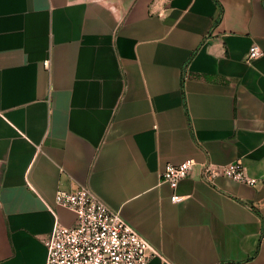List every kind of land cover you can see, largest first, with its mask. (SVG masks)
<instances>
[{
    "label": "crops",
    "instance_id": "0c3cea01",
    "mask_svg": "<svg viewBox=\"0 0 264 264\" xmlns=\"http://www.w3.org/2000/svg\"><path fill=\"white\" fill-rule=\"evenodd\" d=\"M232 162L257 184L203 179ZM82 187L148 264H264V0H0V264H46Z\"/></svg>",
    "mask_w": 264,
    "mask_h": 264
},
{
    "label": "built area",
    "instance_id": "2783aa9c",
    "mask_svg": "<svg viewBox=\"0 0 264 264\" xmlns=\"http://www.w3.org/2000/svg\"><path fill=\"white\" fill-rule=\"evenodd\" d=\"M263 55L262 49L253 44L248 60ZM197 161L187 159L180 164H167L161 172V181L175 191L179 183L190 176ZM217 176L254 186L257 179L250 176L240 162L217 166L206 163L202 177L212 182ZM184 197L174 193L173 202ZM55 202L71 210L76 220L72 226L56 223L51 235L45 239L46 264H148L160 255L159 251L143 237L122 214L105 203L88 188L76 191L58 189Z\"/></svg>",
    "mask_w": 264,
    "mask_h": 264
},
{
    "label": "trees",
    "instance_id": "16d2710c",
    "mask_svg": "<svg viewBox=\"0 0 264 264\" xmlns=\"http://www.w3.org/2000/svg\"><path fill=\"white\" fill-rule=\"evenodd\" d=\"M182 85H183V82H182Z\"/></svg>",
    "mask_w": 264,
    "mask_h": 264
}]
</instances>
